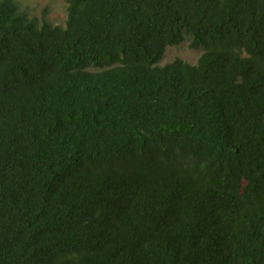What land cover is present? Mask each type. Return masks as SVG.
<instances>
[{
  "label": "trees",
  "instance_id": "16d2710c",
  "mask_svg": "<svg viewBox=\"0 0 264 264\" xmlns=\"http://www.w3.org/2000/svg\"><path fill=\"white\" fill-rule=\"evenodd\" d=\"M64 8L0 0V264H264V0Z\"/></svg>",
  "mask_w": 264,
  "mask_h": 264
},
{
  "label": "rangeland",
  "instance_id": "374dc122",
  "mask_svg": "<svg viewBox=\"0 0 264 264\" xmlns=\"http://www.w3.org/2000/svg\"><path fill=\"white\" fill-rule=\"evenodd\" d=\"M19 7L24 9L30 17H37L40 20L44 16L45 19L51 22H64L65 0H16ZM200 54V50L190 48L187 42H182L179 45H170L166 47L163 58L160 64H163L174 57H181L182 59L195 62Z\"/></svg>",
  "mask_w": 264,
  "mask_h": 264
}]
</instances>
